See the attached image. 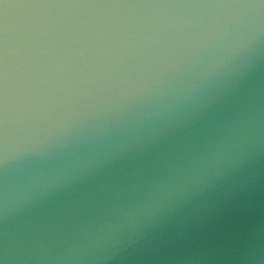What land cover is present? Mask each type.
I'll use <instances>...</instances> for the list:
<instances>
[{
  "label": "clouds",
  "instance_id": "1",
  "mask_svg": "<svg viewBox=\"0 0 264 264\" xmlns=\"http://www.w3.org/2000/svg\"><path fill=\"white\" fill-rule=\"evenodd\" d=\"M0 264H264V0H0Z\"/></svg>",
  "mask_w": 264,
  "mask_h": 264
}]
</instances>
